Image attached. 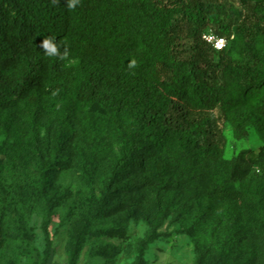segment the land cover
<instances>
[{
    "label": "trees",
    "instance_id": "trees-1",
    "mask_svg": "<svg viewBox=\"0 0 264 264\" xmlns=\"http://www.w3.org/2000/svg\"><path fill=\"white\" fill-rule=\"evenodd\" d=\"M208 32L225 46L206 42ZM44 37L54 38L56 55L40 47ZM66 99L85 129L111 125L118 150L108 181L140 152L154 169L146 176L152 187L166 195L171 187L184 190L197 204L180 228L193 240L196 264H264V0H76L72 8L68 0H0V132L10 134L12 148L21 145L9 158L28 174L32 199L50 184L67 112L47 157L38 148L40 127L29 119L19 131L11 113L27 104L55 109ZM226 125L236 139L257 135V149L225 157ZM80 162L87 187L81 230L122 232L97 153ZM169 203L155 202L134 264L143 263ZM204 222L207 239L200 236ZM82 242L76 235L69 264Z\"/></svg>",
    "mask_w": 264,
    "mask_h": 264
},
{
    "label": "rangeland",
    "instance_id": "rangeland-1",
    "mask_svg": "<svg viewBox=\"0 0 264 264\" xmlns=\"http://www.w3.org/2000/svg\"><path fill=\"white\" fill-rule=\"evenodd\" d=\"M62 109L67 112L68 135L49 173L50 184L39 199L31 197L28 174L9 158L10 150L19 152L21 145L12 148L10 134L0 132V264H69V250L76 235L83 242L75 264H134L137 243L152 227L155 202L166 197L170 201L166 215L157 229V237L143 251L142 264H196L198 253L193 240L180 228L183 224L189 226L197 204L187 198L184 190L171 187L166 195L152 187L146 176L154 169L140 152L135 164L108 181L112 158L118 150L111 125L102 122L98 128L85 129L68 99L55 109L45 103L17 107L11 113V125L24 130L28 120L33 119L35 126L40 127L39 151L47 157L55 146ZM220 129L225 140V157L243 148L257 149L260 144L257 135L236 139L230 126ZM91 150L97 153L98 176L103 184H108L111 193V218L119 216L125 224L122 232L113 235L81 230L87 187L81 176L80 160ZM158 166L157 163L154 168ZM45 218H49L47 236L43 229ZM204 223L200 236L207 239L210 227Z\"/></svg>",
    "mask_w": 264,
    "mask_h": 264
},
{
    "label": "clouds",
    "instance_id": "clouds-1",
    "mask_svg": "<svg viewBox=\"0 0 264 264\" xmlns=\"http://www.w3.org/2000/svg\"><path fill=\"white\" fill-rule=\"evenodd\" d=\"M76 0H68V6L74 7ZM40 47L50 55H56L58 52L57 45L54 42V38L44 37L41 41Z\"/></svg>",
    "mask_w": 264,
    "mask_h": 264
},
{
    "label": "built area",
    "instance_id": "built-area-1",
    "mask_svg": "<svg viewBox=\"0 0 264 264\" xmlns=\"http://www.w3.org/2000/svg\"><path fill=\"white\" fill-rule=\"evenodd\" d=\"M203 38L206 42L211 44L215 49H221L226 44V39L216 36L212 32L205 33Z\"/></svg>",
    "mask_w": 264,
    "mask_h": 264
}]
</instances>
